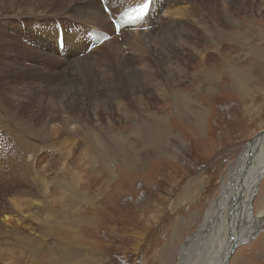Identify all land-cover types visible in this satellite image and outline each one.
I'll use <instances>...</instances> for the list:
<instances>
[{"label":"rangeland","instance_id":"374dc122","mask_svg":"<svg viewBox=\"0 0 264 264\" xmlns=\"http://www.w3.org/2000/svg\"><path fill=\"white\" fill-rule=\"evenodd\" d=\"M200 2L171 0V14L160 17V22L150 24L152 28L146 30L141 49L151 58L148 65L160 73L163 67L167 68L168 55L162 53L163 57L156 59L153 53L148 55L150 37L155 29L162 34L167 31L171 19L184 21L176 33L178 42L170 50L177 51L178 46L185 48L186 53L179 61L188 77L178 81L165 97L143 95L138 99L142 106L146 104L143 109L129 96L127 88L137 83L125 80L128 63L122 69L123 84L108 86L110 97L107 98L103 96L105 86L100 77L108 70L94 71L95 77H83L87 72L75 71L73 76L79 78L76 88L79 103L64 109L60 103L64 95L61 87L72 82L67 79L69 70L50 64L63 62L69 66L64 62L69 60L83 66L76 61L85 57L93 63L94 58L89 57L93 53L103 54L118 69L114 45L91 50L83 57L79 54L85 46L69 45L63 56L44 50L47 55L35 59L26 51L33 50L28 37L31 31L23 32L21 27L15 30L18 34L13 35L12 45L18 47L19 54L12 59L20 63L26 74L18 79L5 77L0 71L3 73L0 83L4 84L6 99L12 92L9 86L16 87L21 81L27 87L23 94L15 92V98L20 100L10 105L9 114L6 103L0 99V264H175L179 247L200 223L226 166L235 160L242 145L264 129V12H257L255 5L250 9L252 5L248 1L245 10H234L237 25L225 28L217 20L213 41L209 37L205 39V30L197 28V12H202V17L211 24L216 21L207 11V3L202 0L200 6ZM217 5L216 15L221 8ZM9 12L8 8H1L0 16ZM26 20L27 17L22 21L26 23ZM48 28L52 29L53 41L55 29L45 25ZM239 28L245 30L242 40L238 36ZM74 29L79 30L78 26L72 27L70 33ZM2 38L7 39L0 32ZM120 47L123 51L127 48L125 43ZM216 49L218 52H213ZM220 54L227 56L224 67L215 75V86L209 87L204 66L206 62L210 65L208 58L212 61ZM49 56L54 58L46 59ZM227 59L235 63H228ZM231 66L240 71L233 73ZM243 72L247 73V79ZM157 78L162 84L167 82L163 75ZM158 81L154 80L155 84ZM184 95L192 96L200 104L201 126L192 122L188 108L193 104L185 108L179 102ZM177 102L180 114L175 109ZM38 104L44 107L40 112ZM120 105L122 110H118ZM153 112L165 117L167 126L178 137L180 146L176 148L180 151L170 146V140L165 137L161 142L147 145L139 136L144 129L143 121ZM13 114L23 118L18 121ZM65 117L71 120L65 122ZM66 129L70 132L65 134ZM116 140L122 146L115 145ZM130 146L147 154L137 151L134 159L123 157L131 150ZM104 153L112 157H105ZM11 160L12 171L6 176ZM45 183L49 186L46 192ZM257 194L252 213L261 225L264 224V177ZM21 207L23 210L19 212ZM3 211L7 212L6 216L18 218L6 224ZM209 250L210 245L204 250L203 258ZM199 258L193 251L191 263L195 264ZM227 264H264V225L247 244L235 248Z\"/></svg>","mask_w":264,"mask_h":264},{"label":"bare ground","instance_id":"6f19581e","mask_svg":"<svg viewBox=\"0 0 264 264\" xmlns=\"http://www.w3.org/2000/svg\"><path fill=\"white\" fill-rule=\"evenodd\" d=\"M107 1H108V7L110 9V15L106 14L103 11L99 0H3V1L0 0V9L8 8L10 10L8 14L0 16L1 19L0 32L7 37L6 40L4 38L0 39V71L4 72L5 77L12 76L11 78H18V79L25 77L26 71L23 69V67L20 65L19 62H13L12 59L13 55L19 54V51L17 49L18 47L16 46L17 47L16 48L15 46L12 45L13 35L18 34L17 31L15 30H17L19 27L23 29V32L25 30L31 31V37L28 35L27 36L32 40V44L29 43L30 45L29 44L28 45L31 46L33 50L27 49L26 51L29 57L32 54L34 56L33 58L36 57L35 59H39L41 54L47 55L46 51L44 52V50H48L53 55L55 54L60 55L56 51V46H55L56 35H54V40L52 41L51 40V37L53 35V34L51 35L52 29L50 28L45 29V25L47 27H50L52 25L51 23L55 24L56 21L61 23L60 20H62L63 22L61 24L64 27V33H65L64 44L66 47L69 45L71 47L81 45L82 48L84 46L85 47L88 46L86 45L88 39L79 35L78 34L79 30L74 29L73 33L68 34V30L66 28V23L68 20L74 22L75 25H77V23L80 22L82 24L84 23L85 25L91 27L89 28V30L94 29V30H102L106 32L107 29H109L113 34V26L109 21L110 18H114L116 14L120 11V8H122V6H126V4L129 3L131 0H107ZM153 1L154 2L152 3V8L150 9L149 14L145 18V23H143L141 27L144 26L151 19L152 20L150 24H153L160 22L161 21L160 17L163 16L165 17L171 14V11L169 10V5L171 0H153ZM204 1L208 5L207 8L208 9L207 11H209L208 13L211 15L213 14V16L216 17V21L214 20L211 24L210 22L205 20L206 18L204 19V17H202L203 14L202 12L196 13L195 21H198L199 23V25H197V28L200 27L201 29L205 30L206 33L205 39L209 37L213 41H215L214 29L217 26L216 25L217 20H221L225 28L229 26L232 27L234 26L235 23L237 25L239 21L235 17L236 15L234 10L238 11L240 10V8L242 10H245L244 7L248 8V5L246 4L248 1H251L252 6L249 7L250 9L251 8L254 9V5H255V9L257 12H264V0H204ZM75 3L79 4L80 6L76 5ZM201 4H202V0L200 2V6ZM217 4L221 6L218 15H216V8L218 7ZM181 15L185 17L186 14H181ZM30 16H31V20L30 22H27L29 21L28 18ZM25 17H27L26 23L25 21H22L23 18ZM44 18H47V20H42ZM170 21H171L170 28H168L167 31H164L163 34L159 30L155 29L154 34L150 37L148 43L150 46V53L148 55H151L153 53V57H155V59L157 57L162 58L163 57L162 53L167 52L166 53V55H168L167 68L163 67V71L160 73L159 72L156 73L155 70L148 65V62L150 61L151 58L147 57L146 56L147 54H145L144 51L141 49L144 40L143 37L147 34L145 33V31H143V29H141V27L135 30L123 29L118 37L113 34L114 36L112 39L102 43V45L98 47L101 48L102 46L105 47L107 45L111 46V44L114 45L115 50L114 49L113 50L116 53L115 60L119 65L118 69L113 68L114 66L112 65V61L109 60V58H107L103 54L99 55L93 53L89 56L90 59L94 58L93 63L92 60L91 61L85 60L84 59L85 57L76 61L83 63L84 64L83 66H79L77 65V63L69 60L64 62L71 64L69 65L70 67L63 62H60L59 65L56 64L55 62L51 63L50 64L51 67H56L57 69H59L62 66L63 71L69 70L67 79H69V81L71 80L72 82L69 86L65 85L64 87V85H62L61 87L64 95H62L63 99L61 98L62 101H60V103L62 102L61 105L64 107V109H67L69 107L71 109L73 105H78L79 103L76 97L77 96L76 88L78 86L79 78L77 77L75 78V76H73L75 71L83 74L87 72V74H84L83 77L84 76L87 77L88 75L89 77L90 76L92 77L94 76L93 73L94 71L97 72V71L108 70L104 73V75H101L100 77V79L103 80L102 81L104 83L103 85L105 86V90H104L105 93L103 94V96H106L107 98L110 97L108 86H110L113 83H117V85L119 83L123 84L121 81L123 79L122 69L124 70L123 68L124 63L126 64L128 63V67L125 69V80L129 82L137 83L135 84L136 86L134 87L131 86L130 88L127 89L129 90V96H132L135 105L136 104L139 105L138 108L143 109L144 107H146V104L143 103L144 105L142 106L141 104L142 102L141 101L138 102V99L141 97L143 98V95L145 94H153L152 96L160 95L162 97L167 96L168 91L176 87L178 81L188 77V74H186L185 71L181 69L182 65L179 61V57L184 56L186 53L185 48L183 46H178L177 51L171 52L170 50L173 43L178 42L177 40H175L176 33L184 25V21L181 20L175 21L174 19H171ZM9 27L10 30L8 31ZM53 29H55V27ZM190 31L191 33H194L193 30ZM238 34L237 35L241 37V40L244 39L243 35H245V30L240 29L238 31ZM229 35H231V32H229ZM18 37L20 41V36L18 35ZM145 42L147 44V40H145ZM122 43H125V45L127 46L125 51L119 49V47L122 46ZM231 43L236 46L238 45L237 42H231ZM98 48H96L95 50L93 49L94 52L100 51V49L97 50ZM163 50L165 52H163ZM222 50L223 49H221V51ZM23 51L25 50L23 49ZM78 51L81 52L80 49H78ZM107 52L105 53L107 54ZM213 52H218V51L216 49L213 50ZM197 54L198 52H196V54L194 53L195 56ZM226 57L227 56L225 54H220L216 58H213L212 61L208 58V60L210 61V65H208L206 62L204 66V70L206 72L205 75V79L207 80L206 83H208L209 87L215 86L216 83H214L213 80L215 79V75L219 73L220 68L222 66L224 67L223 63L226 60ZM52 58H54V56H49V58L46 59L52 60ZM75 60L76 59H73V61ZM227 62L235 63V61H232L230 59H227ZM229 69L230 71H233V73H238V71H240V70L237 71V69L234 68V66H231ZM89 70L92 71V74L89 73ZM2 74L3 73L0 72V75ZM159 75H163L164 78H166L167 82L165 81L166 83L163 84L159 82L158 81L159 77L157 78V76ZM242 75L245 79H247V73L243 72ZM154 80L158 81L159 83L156 82L155 84ZM0 84H2L0 85V99L4 102V104L6 103L5 104L7 109L6 114H9L10 105H15L16 104L15 102L19 103L20 100L15 98V92H18L17 95L18 94L20 95L21 93L23 94V91H25L24 87H27V84L20 81V83L17 84L16 87L9 86V89L12 92L10 96H7V99L5 98L6 93L3 90L4 84L3 83ZM18 85L23 90L22 89L19 90L17 88L19 87ZM29 85L31 86V84ZM35 85L36 84L34 83V86ZM179 102L183 106L189 105V103L193 104L192 108L191 107L188 108L189 106L187 107L191 111L192 122L201 126L202 108L199 106L200 104L192 96H186V95L183 96V101L180 100ZM180 103L178 102L175 103L176 105L175 109L178 110L179 114L181 113L179 108ZM37 107H38L37 110L38 112H40V110H43L44 108V107H40L39 104L37 105ZM80 107H82V105ZM121 107L122 106L120 105L118 110H122L123 107L122 108ZM93 114L94 116L96 115L95 112ZM13 115L16 117V119H18V121H20V119L23 118V116L20 114L19 117L15 114ZM97 116L99 115L97 114ZM122 116L126 117L127 115L122 114ZM159 116H160L159 114L153 112L150 118L144 120L143 121L144 129L142 128L143 130L141 131V134L139 136L144 139V142L147 145L154 142H161L162 137H165L170 140L169 142L170 146L172 145L176 148L177 145L180 144L177 141L178 137L177 136L175 137V134L171 132L170 127L167 126L165 117L164 116L159 117ZM64 120L66 122V121H70L71 119L65 117ZM0 126H1V122H0ZM74 130L75 133H77L78 126L74 127ZM57 131L55 133H58ZM64 131L65 134L70 132L68 129ZM114 144L117 146H122L120 140L114 141ZM87 145H89L88 141H87ZM128 149H131L129 150V152H132L131 154L133 155L129 154V152H125V155L123 157L129 156L134 159L136 158L137 151L144 152V150H139V149L136 151V149L133 148L132 146H130ZM178 150L179 147L177 151ZM144 153L147 154V152ZM103 156L108 158L112 157L110 154L107 153H104ZM100 157L102 158V155ZM119 160L122 161L121 159ZM125 161L126 160H124L123 162ZM12 165L13 162L11 160V164L9 165L8 163V169L4 175L8 176L11 173ZM227 166L225 168L224 175L219 182L218 190L216 191L215 195H213L212 198L208 199L207 201L208 205L206 207V210L204 209L205 212L203 213V217L200 223L196 225V229L185 238L183 244L179 247L178 252L176 254L177 257L175 264H192L191 258L193 251H196L200 256L199 260H197L195 264H227L229 260L230 252L233 250L232 249L233 246L236 245L235 246L236 248L240 244H244V245L247 244L250 241V238L253 237L257 233V231L260 230L261 225H264L263 223H261L260 225L258 218L256 217V215L252 213V207L254 205L256 195H258L257 190H258L259 182L264 177V129L260 130L255 135V138L253 140L251 139L246 144L242 145L241 150L237 155V157L235 158V160L230 162ZM54 177H56V175ZM48 187H49L48 184L45 183L43 187V189H45L44 192L47 191ZM36 203L39 204L38 202ZM22 210L23 207L19 208V212H21ZM5 214H7V212L3 211L2 212V216H4L3 221L6 224H11V221L18 218V217L12 218L10 216H6ZM221 242L223 243V245H220ZM208 245H210V250L206 252L203 258L204 250L207 249Z\"/></svg>","mask_w":264,"mask_h":264},{"label":"snow or ice","instance_id":"6c2138e0","mask_svg":"<svg viewBox=\"0 0 264 264\" xmlns=\"http://www.w3.org/2000/svg\"><path fill=\"white\" fill-rule=\"evenodd\" d=\"M150 3L151 0H146V2L140 3L136 7L131 8L130 12L136 14V19H142L149 10Z\"/></svg>","mask_w":264,"mask_h":264},{"label":"water","instance_id":"95a60500","mask_svg":"<svg viewBox=\"0 0 264 264\" xmlns=\"http://www.w3.org/2000/svg\"><path fill=\"white\" fill-rule=\"evenodd\" d=\"M254 138H255V137H254ZM254 138H253V139H254ZM253 139H252V140H253ZM235 246H236V245L233 246V248H232L233 250L230 252L229 258H230V256H231V254L233 253V251H234V249H235Z\"/></svg>","mask_w":264,"mask_h":264}]
</instances>
